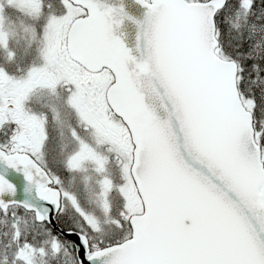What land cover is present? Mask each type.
I'll use <instances>...</instances> for the list:
<instances>
[{
    "label": "snow or ice",
    "instance_id": "6c2138e0",
    "mask_svg": "<svg viewBox=\"0 0 264 264\" xmlns=\"http://www.w3.org/2000/svg\"><path fill=\"white\" fill-rule=\"evenodd\" d=\"M0 264H264V0H0Z\"/></svg>",
    "mask_w": 264,
    "mask_h": 264
},
{
    "label": "water",
    "instance_id": "95a60500",
    "mask_svg": "<svg viewBox=\"0 0 264 264\" xmlns=\"http://www.w3.org/2000/svg\"><path fill=\"white\" fill-rule=\"evenodd\" d=\"M133 11H136V12H138L139 10H138V9H136V8H133Z\"/></svg>",
    "mask_w": 264,
    "mask_h": 264
}]
</instances>
